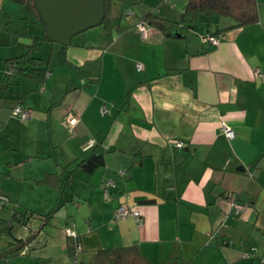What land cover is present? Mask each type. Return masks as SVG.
I'll return each instance as SVG.
<instances>
[{
    "label": "crops",
    "instance_id": "1",
    "mask_svg": "<svg viewBox=\"0 0 264 264\" xmlns=\"http://www.w3.org/2000/svg\"><path fill=\"white\" fill-rule=\"evenodd\" d=\"M187 2L112 0L111 28L78 32L64 49L39 42L36 52L47 48L48 57L32 55L44 62V79L16 77L26 88L14 104L30 110L27 140L35 152L22 157L37 161L12 160L0 147L8 157L0 194L9 199L0 217L12 221L14 209L54 214L0 264H75L66 227L75 232L80 264H95L98 249L127 246L153 264H264V76L255 74L264 73V0H257L258 21L242 27L213 15L180 36L148 23L145 36L138 31L147 13L178 21ZM30 21L43 26L29 3L0 0V60L11 64L43 37L44 27L30 30ZM206 34L219 42L204 40ZM5 80L13 81L7 65L0 88ZM89 138L95 144L83 149ZM93 152L103 153V164L88 173L81 162ZM48 173L57 185L37 182ZM106 177L118 182L110 199L102 192ZM121 202L141 220L114 219ZM233 202L244 209L236 213ZM31 234L14 221L12 233L0 237V252Z\"/></svg>",
    "mask_w": 264,
    "mask_h": 264
},
{
    "label": "trees",
    "instance_id": "2",
    "mask_svg": "<svg viewBox=\"0 0 264 264\" xmlns=\"http://www.w3.org/2000/svg\"><path fill=\"white\" fill-rule=\"evenodd\" d=\"M18 4L29 3L34 9L32 0H11ZM112 0H103L104 16L98 25L106 29L111 28L112 24L109 17V11ZM213 15L228 16L234 20L236 27H242L253 24L258 21L257 0H188L184 11L181 13L178 21H171L161 18L153 13H147L144 20L149 25L159 29L165 36L173 37L175 33H186L187 29L193 28L194 24L201 16L211 17ZM40 21V20H39ZM43 25V23L40 21ZM44 30L45 26L43 25ZM50 41L44 33L43 37H34L32 44L27 46L24 53L13 57L7 64V67L13 70V83L16 77L30 78L35 81H42L45 76L46 67L40 57L33 56L32 53L40 49V41ZM67 45H62L64 49ZM10 74H6L9 77ZM8 80V79H7ZM7 80L5 83L8 84ZM81 163L84 164L83 169L90 173L97 166L103 164V153L93 152ZM38 183L57 185L55 176L51 173L46 174ZM54 210L44 215H35L31 211H17L14 209L13 220L8 221L0 217V237L4 234H11L14 229V221L21 225L25 224L29 227L30 233H38L39 230L49 223L53 217ZM40 221H33L37 219ZM31 223H36L35 226ZM21 239H16L15 243H19ZM9 244L8 246L13 245ZM78 240L75 237H68V252L71 258L77 255ZM95 264H153L146 259L140 251L133 246L118 248H102L98 249L95 254Z\"/></svg>",
    "mask_w": 264,
    "mask_h": 264
},
{
    "label": "water",
    "instance_id": "3",
    "mask_svg": "<svg viewBox=\"0 0 264 264\" xmlns=\"http://www.w3.org/2000/svg\"><path fill=\"white\" fill-rule=\"evenodd\" d=\"M32 3L45 26L46 36L62 45H67L76 33L99 24L104 16L103 0H32ZM175 35L180 36L177 32ZM36 235L18 238L21 241L1 251L0 256L4 258L19 251Z\"/></svg>",
    "mask_w": 264,
    "mask_h": 264
},
{
    "label": "rangeland",
    "instance_id": "4",
    "mask_svg": "<svg viewBox=\"0 0 264 264\" xmlns=\"http://www.w3.org/2000/svg\"><path fill=\"white\" fill-rule=\"evenodd\" d=\"M30 14V13H29ZM30 17H34V15L30 14ZM33 19V18H32ZM35 19V17H34ZM37 24H32L31 21L29 22V29L35 30L38 26ZM40 27H43L40 25ZM43 29V28H42ZM44 33V29L42 30ZM14 50V48H13ZM35 55L42 56L44 58L48 57V49L44 48L40 52H36ZM16 55H13V57ZM7 59L0 60V80H2V76L5 71V67L8 63ZM22 82V84H21ZM25 80L16 78L15 83L11 81L7 86H2L0 88V125L6 124V131L0 129V147L4 148L5 151L11 154L12 160L16 158L17 160H21L22 158H26V160L31 159L33 161H37V158L33 157H22L24 154H31L35 152V149L32 147V141L29 139L27 140V134L31 125L27 123L28 119H21L20 117L12 114V109L16 100L18 99L20 92L25 90ZM31 119V118H29ZM41 128V125L39 126ZM40 134V133H39ZM35 137H39L35 135ZM43 137V136H42ZM41 138V135L40 137ZM45 141V140H44ZM45 146L48 149V142H45ZM44 146H40V154H45ZM8 157L0 156V167L5 164ZM21 158V159H20ZM16 232H23L20 227L16 224L15 225Z\"/></svg>",
    "mask_w": 264,
    "mask_h": 264
},
{
    "label": "built area",
    "instance_id": "5",
    "mask_svg": "<svg viewBox=\"0 0 264 264\" xmlns=\"http://www.w3.org/2000/svg\"><path fill=\"white\" fill-rule=\"evenodd\" d=\"M138 31L141 33L142 36L146 35V21L143 19L139 22H137L136 24ZM204 40H208L213 44H217L219 42V36L217 35H212V34H206L203 36ZM136 67L137 69H141L143 68V64L141 62H136ZM255 74L258 76H264V73H262L259 69L255 70ZM107 112V108L106 107H102L101 109V113H106ZM12 114L16 115L18 117H20L21 119H28L31 117V113L30 110L28 108H25L23 106H21L20 104H17L13 107L12 109ZM67 123L69 125H74L76 123V118L75 117H70L67 120ZM221 129L223 130V132L225 133V135L228 138H233L235 133L234 131L224 122H221ZM95 139L94 138H89L87 139L83 144L82 147L83 149H86L89 146H92L95 144ZM175 145L179 148H181L183 146L181 141H177L175 143ZM124 174V170H119L118 171V175L122 176ZM118 187V182L116 181L115 178L113 177H106L102 183V192H103V197L105 199H110L111 198V193L112 191H114L115 189H117ZM125 195V194H124ZM8 197L6 195L0 194V205H6L8 202ZM234 210L236 213H239L240 211H242L244 209V205L241 202H233L232 203ZM129 216H132L133 218H135L137 221H140L142 216L141 213L136 210V209H131L128 206L125 205V203L121 202L117 205V207L115 208L114 212H113V217L114 219L118 220V219H126ZM22 227L29 232V227L28 225H23ZM65 233L67 236H71V237H75V232L70 228V227H66L64 229ZM77 253L79 252V247L77 246ZM74 262L75 264H80L76 261V258H74Z\"/></svg>",
    "mask_w": 264,
    "mask_h": 264
}]
</instances>
